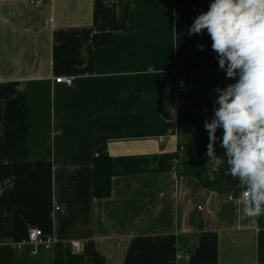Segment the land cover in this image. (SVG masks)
<instances>
[{
  "label": "crops",
  "instance_id": "0c3cea01",
  "mask_svg": "<svg viewBox=\"0 0 264 264\" xmlns=\"http://www.w3.org/2000/svg\"><path fill=\"white\" fill-rule=\"evenodd\" d=\"M211 2L0 0V264H264V215L237 212L238 179L206 155L213 90L236 82L207 30L188 33ZM98 143L116 173L105 199ZM33 229L52 248L34 254Z\"/></svg>",
  "mask_w": 264,
  "mask_h": 264
},
{
  "label": "clouds",
  "instance_id": "9594fccd",
  "mask_svg": "<svg viewBox=\"0 0 264 264\" xmlns=\"http://www.w3.org/2000/svg\"><path fill=\"white\" fill-rule=\"evenodd\" d=\"M205 29L218 71L236 81L213 90L218 93L214 115L204 121L206 155L218 166L226 162L224 175L238 179L241 188L242 209L237 212L256 219L264 215V0H212L188 33L203 34ZM197 47L204 50L205 45ZM218 128L223 129L222 139L216 135ZM218 139L223 156L215 152Z\"/></svg>",
  "mask_w": 264,
  "mask_h": 264
},
{
  "label": "built area",
  "instance_id": "2783aa9c",
  "mask_svg": "<svg viewBox=\"0 0 264 264\" xmlns=\"http://www.w3.org/2000/svg\"><path fill=\"white\" fill-rule=\"evenodd\" d=\"M32 3H35V2H32ZM192 11L197 12V13L205 12L203 8H197V7H194ZM55 81H56V84H66L68 86H71L73 84V80L71 78H57ZM187 81H188V74L184 71L179 72L178 78H177V84H176L178 95L185 91L187 87ZM183 150L184 148L180 147L176 152V155L173 160V171L174 172L178 171L179 158ZM199 210H202V208L200 207ZM56 212H60V208H56ZM27 242L29 245L33 247L34 254H37V249L39 246H44L46 249H50L55 244L56 240L53 236L46 235L42 230L33 229V230H30L28 233ZM71 245L74 251L79 252L81 250V245L79 242H72ZM180 255L182 256V254ZM180 255H178V257Z\"/></svg>",
  "mask_w": 264,
  "mask_h": 264
},
{
  "label": "trees",
  "instance_id": "16d2710c",
  "mask_svg": "<svg viewBox=\"0 0 264 264\" xmlns=\"http://www.w3.org/2000/svg\"><path fill=\"white\" fill-rule=\"evenodd\" d=\"M214 113H212L213 117ZM2 120V108L0 106V122ZM94 160V195L98 199H105L111 195V181L116 175L112 167V160L105 147L98 143ZM104 260L97 255L91 264H103Z\"/></svg>",
  "mask_w": 264,
  "mask_h": 264
},
{
  "label": "water",
  "instance_id": "95a60500",
  "mask_svg": "<svg viewBox=\"0 0 264 264\" xmlns=\"http://www.w3.org/2000/svg\"><path fill=\"white\" fill-rule=\"evenodd\" d=\"M190 254V252H187V254L186 255H189Z\"/></svg>",
  "mask_w": 264,
  "mask_h": 264
}]
</instances>
